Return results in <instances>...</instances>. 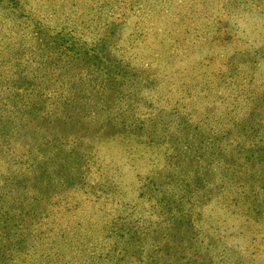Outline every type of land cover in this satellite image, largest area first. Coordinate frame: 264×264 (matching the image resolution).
Wrapping results in <instances>:
<instances>
[{
	"label": "trees",
	"instance_id": "obj_1",
	"mask_svg": "<svg viewBox=\"0 0 264 264\" xmlns=\"http://www.w3.org/2000/svg\"><path fill=\"white\" fill-rule=\"evenodd\" d=\"M9 1L0 8L13 22V34L0 30V264H157L155 254L175 256L187 238L198 240L193 264H218L217 253L235 245L218 235L227 220L220 209L264 235V143L256 138L264 84L252 73L264 63L259 46L224 58L205 48L212 34L184 14L186 0L128 8L118 61L170 65V87L156 86L155 100L138 81L119 82L106 53L81 49L109 40L115 24L107 17L123 0H82L95 8L91 19L67 13L79 0ZM44 17L60 19L48 34L58 43L42 32ZM96 85L123 99L107 104ZM82 108L86 116L109 110L93 145L58 133L74 121L67 111ZM239 227L237 258L225 264H254L264 236L246 240Z\"/></svg>",
	"mask_w": 264,
	"mask_h": 264
},
{
	"label": "rangeland",
	"instance_id": "obj_2",
	"mask_svg": "<svg viewBox=\"0 0 264 264\" xmlns=\"http://www.w3.org/2000/svg\"><path fill=\"white\" fill-rule=\"evenodd\" d=\"M85 1L89 3V0ZM148 1L150 0H123V2L119 1L116 4L115 8H111L113 13H111L110 16L108 15L107 17L108 21L113 20L115 24V29L113 33L109 36V40L107 39L108 41H105L104 39L102 43H99L92 47L90 46V43H86L84 45H81V49L91 48L93 51L99 53L100 55L106 53L107 57L105 59H102L106 63V66L110 68V70H113L114 74L119 76V82L127 80L138 81L139 85H144L142 89L144 88L145 92L150 96H153V98L156 100L158 89L156 86H164L166 88L170 87L169 84H167L170 72L164 69L165 66L170 65H157L159 61L155 62L153 61V58H144L141 56H134L131 59L130 67L125 66L124 63L118 61L119 52H122L121 48L118 50V41L122 40L125 37L121 34L125 29H127L128 26L125 22V14L128 8H136V5L137 7H139L140 5H143V3L146 4ZM9 2V0H0V8H9ZM82 4V0H79V4L77 1L75 6H72V8H66L67 13H71L73 15L75 13L87 12L86 18L91 19L92 12L95 10V8L81 7ZM174 5H177V2ZM117 6H121L124 8H118ZM22 8H24V6H22ZM27 8H29V6ZM175 9L177 10V8ZM184 14L199 17L198 25L201 27V29L207 32L208 30H210L214 43L209 44L208 42L207 44H205V48L210 45L211 47L214 46L215 50L219 53V56L221 58L231 57L230 55H234L236 51L241 50V48L243 47L247 48V46H251L253 48L259 46V48H257L258 55H264V0H186ZM5 15L6 14L0 11V30L3 31L2 33L13 34L10 30L11 28H13L12 19L6 15L9 18L8 19L7 17H5ZM30 16L36 20L42 17L41 15L37 16L36 12L31 13ZM71 19L73 20L74 17L71 16ZM41 21L45 25V29L47 30V32L46 30L42 31L46 36H48L49 33H52L51 31H53L54 27L58 26L60 23V19H49V17L41 18ZM102 22H105L104 16H102V18L97 22V27ZM86 26H88L89 29L85 30H90L92 28L89 25ZM49 38H51L50 40H52V42L57 40V38L55 37ZM26 39L30 40L26 43L32 44L35 42L32 38H29L28 35H26ZM188 45H191L190 50L192 51L193 46L191 42H188ZM1 48L2 46L0 45V49ZM60 48H63V46H61ZM1 51L2 50H0V52ZM198 54L205 53L200 52ZM239 58L240 57L235 56L234 59L232 58V60L236 59V61L240 62ZM239 64L245 65L246 63L243 62ZM255 71L256 73H252L255 74L256 82L264 84V63L259 67V69H256ZM164 73H168V75L164 76ZM46 76H48V74H46L45 77ZM240 76L244 77L245 80H249V73H247V69L241 71ZM174 79H176V77H172L171 80ZM111 82L114 83V81ZM92 92L103 96L107 104H114L115 102L123 99V93H120L118 90H105L102 86L99 87L98 85L95 86ZM171 92L175 94L181 93L176 92L175 86L172 87ZM83 103L84 102H81V104ZM90 104L99 105L94 100H90ZM120 105L121 104H117L115 105V107L118 108ZM82 109L83 110L76 111L68 110L67 112L69 113L70 119L74 121L62 126L61 129L58 130V133H60L64 137H70V139L74 138L83 140L84 145H86L87 143L93 145L94 140L96 139V135L103 129L101 125L104 119L109 117V110L97 111L96 109V113H92L91 116H86V108ZM145 110V116H147L149 114L150 109L146 108ZM112 116L115 117V114L113 113ZM256 138L259 139L261 143H264V131ZM110 144V142L101 143L99 145V148H104L106 152ZM94 150L95 153L98 152L97 154H102L104 152V150ZM106 159L109 160V158ZM146 168L147 167H144L143 169ZM225 211V209H220L217 213L224 214L227 216V220L224 221V223H218L221 224V228L218 231V235H225L223 239H225L226 241L228 240L229 242H233L235 243V245L234 247H232V250L225 249L217 253L215 260L218 264L229 263L232 262L235 258H237L236 249H239V246H236V226H240V231H242L243 234L246 236V240H248V238L253 235L256 236L258 240H261L260 238L264 236L263 235L262 237H260V233H257V231L252 232L251 230L246 229L245 226L241 225V218H236L235 215H231L230 213H224ZM140 231L142 232L141 235H143L144 232L142 231V229ZM147 237L149 236H146V240H148ZM261 241L264 246V240ZM194 242L195 243H193L190 238H187L185 240L183 239L177 242L178 245L174 246L171 251L172 253L176 252V255H178V257H175L176 255L172 256L170 254H166L165 252H162L161 249L159 253L155 254L157 255L155 259L157 264H193L198 259L195 257L197 254L193 255V251L196 248L199 250L198 240L196 239ZM243 245L244 244L241 242V253L244 256H249L251 251L243 250ZM246 248L252 249L253 246L249 243H246ZM213 249L214 247L212 246L209 250L212 251ZM260 258H264V248L262 252L257 254L254 260V264H264V260L258 261V259Z\"/></svg>",
	"mask_w": 264,
	"mask_h": 264
}]
</instances>
